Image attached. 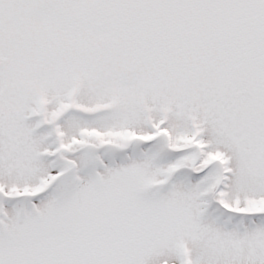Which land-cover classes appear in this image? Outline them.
<instances>
[{
  "label": "snow or ice",
  "instance_id": "6c2138e0",
  "mask_svg": "<svg viewBox=\"0 0 264 264\" xmlns=\"http://www.w3.org/2000/svg\"><path fill=\"white\" fill-rule=\"evenodd\" d=\"M0 264H264V0H0Z\"/></svg>",
  "mask_w": 264,
  "mask_h": 264
}]
</instances>
